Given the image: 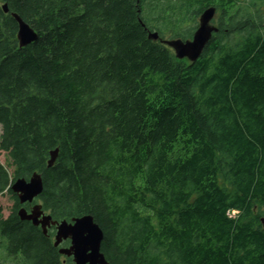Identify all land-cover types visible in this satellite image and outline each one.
I'll list each match as a JSON object with an SVG mask.
<instances>
[{"label":"trees","instance_id":"trees-1","mask_svg":"<svg viewBox=\"0 0 264 264\" xmlns=\"http://www.w3.org/2000/svg\"><path fill=\"white\" fill-rule=\"evenodd\" d=\"M209 6L219 30L197 61L148 38H190ZM13 12L35 42L20 47ZM0 124V195L19 207L11 185L40 173L34 202L92 215L110 264H264V21L249 4L0 0ZM14 218L11 248L60 264Z\"/></svg>","mask_w":264,"mask_h":264},{"label":"water","instance_id":"water-1","mask_svg":"<svg viewBox=\"0 0 264 264\" xmlns=\"http://www.w3.org/2000/svg\"><path fill=\"white\" fill-rule=\"evenodd\" d=\"M3 9L8 12V5L4 4ZM217 14L216 6H209L203 10L199 17V25L192 37L189 39L174 38L162 39L158 31H150L148 38L160 40L163 44L173 49L179 59L187 58L191 62L197 61L210 43L215 32L219 28L213 24ZM19 24L18 41L20 47H25L35 42L39 34L19 14L12 13ZM142 25H145L141 20ZM59 154V148L51 151L48 166H54ZM21 204L34 203L44 191V181L40 173L35 172L29 179L19 178L11 185ZM19 217L22 220L32 221L35 226L41 225L43 233H48L52 225L57 227L55 246H59L64 240H71L69 247L60 249V253L67 256H74V264H110L102 252L104 232L101 226L90 214L74 217L71 221L54 220L51 214L46 213L43 205L39 202L33 204L30 212L25 208L19 210ZM264 225V217L262 218Z\"/></svg>","mask_w":264,"mask_h":264},{"label":"flooded vegetation","instance_id":"flooded-vegetation-1","mask_svg":"<svg viewBox=\"0 0 264 264\" xmlns=\"http://www.w3.org/2000/svg\"><path fill=\"white\" fill-rule=\"evenodd\" d=\"M34 203H31L29 206H27L26 203H20L19 207L16 206L15 202L10 205V207H6L5 204L0 203V220L4 222L9 221L11 218L15 220L14 216H19V210L21 208H25L28 212H30ZM22 221H26L35 226L32 221ZM36 227L43 232V228L41 225ZM56 232L57 227L55 225H52L48 228V233L44 235L50 239L51 245L57 249L60 264H74V256H67L60 253L61 248L69 247L71 245V240H64L59 246H55ZM11 244L12 242L10 236L0 230V264H31L22 250L12 249Z\"/></svg>","mask_w":264,"mask_h":264},{"label":"rangeland","instance_id":"rangeland-1","mask_svg":"<svg viewBox=\"0 0 264 264\" xmlns=\"http://www.w3.org/2000/svg\"><path fill=\"white\" fill-rule=\"evenodd\" d=\"M240 1H241V3H243L245 5L249 4L251 10H254L255 13H258L261 16V19L264 21V0H240ZM253 2L256 3L255 7L251 6V3H253ZM220 15H221V9L219 8V9H217V14L215 16V19L213 20V24L217 27H218V18ZM192 25L193 26L195 25V28H194V32H195V30L197 29V27L199 25V18L197 19V24L195 23V24L184 26L183 29L186 30V29L190 28ZM155 31H157V30H155ZM164 32H165V37L163 39H174L175 38L174 32L172 30L167 29ZM1 131H2V126L0 124V134H1ZM0 161L3 164L8 165V159L6 157V154L4 152H2L1 150H0ZM10 171L12 172V169H10ZM0 203L5 204L6 207H10V205H12L14 203V200L12 199L10 194L5 193L2 196L0 195Z\"/></svg>","mask_w":264,"mask_h":264}]
</instances>
